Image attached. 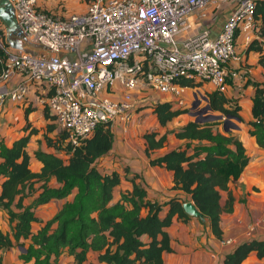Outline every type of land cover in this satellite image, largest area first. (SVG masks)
Masks as SVG:
<instances>
[{"label": "trees", "instance_id": "16d2710c", "mask_svg": "<svg viewBox=\"0 0 264 264\" xmlns=\"http://www.w3.org/2000/svg\"><path fill=\"white\" fill-rule=\"evenodd\" d=\"M253 1L254 20L263 19L264 0ZM257 34L261 39H250L245 49L257 52V64L264 69V24L258 26ZM3 59L0 51V69ZM229 81L226 76L225 82ZM179 83L196 86L201 81L182 77ZM246 85L253 88L247 132L264 148V82L245 76L242 86ZM206 105L222 116L240 118L237 97L228 98L218 88L206 93ZM146 106L160 125L188 110L166 100ZM42 113L44 148L32 152L39 163L37 170L31 168L26 150L35 128L29 127L9 144L0 137V210L6 213L9 228V233L0 230V249L22 247L17 257L23 264H50L62 251L74 264H87L90 251H95L96 260L104 264H161L162 253L170 250L165 228L173 218L189 217L181 207V197L159 202L147 197L144 188L130 179V188L121 190L112 201V191L121 176L115 170L100 172L95 164L111 146L113 133L108 122L100 121L87 138L73 145L66 140L65 130L56 127L46 106ZM198 118L170 129L181 143L155 156L149 152L165 145L166 133L157 136L156 130L144 131L143 151L149 164L170 170L173 187L190 198L205 217L209 231L220 237L219 214L230 210L232 197L228 191L220 204L219 191L227 190L228 182L239 176L248 156L224 120ZM50 179L58 185H49ZM72 190L71 199L59 205L49 218L41 221L35 216L40 204L64 198ZM28 196H32L30 201H26ZM32 222H38L35 231L31 230ZM250 252L264 256V239L239 242L224 255L221 264H239Z\"/></svg>", "mask_w": 264, "mask_h": 264}, {"label": "built area", "instance_id": "2783aa9c", "mask_svg": "<svg viewBox=\"0 0 264 264\" xmlns=\"http://www.w3.org/2000/svg\"><path fill=\"white\" fill-rule=\"evenodd\" d=\"M215 1L85 0L80 10H67L62 0L51 8L44 0H11L26 37L44 52L11 50L0 22V101L23 103L31 84L42 85L44 106L76 145L100 121L125 128L140 89L168 93L176 104L187 87L182 77L222 90L236 73L237 33L250 40L254 1L227 0L230 9L213 36L206 27L188 31V15L204 18Z\"/></svg>", "mask_w": 264, "mask_h": 264}, {"label": "crops", "instance_id": "0c3cea01", "mask_svg": "<svg viewBox=\"0 0 264 264\" xmlns=\"http://www.w3.org/2000/svg\"><path fill=\"white\" fill-rule=\"evenodd\" d=\"M44 1V6L48 7V0ZM75 2L74 0H67L66 5L65 3L63 4L68 9ZM230 4L231 2L227 0H216L214 4L208 6L207 15L201 19H198L194 13H190L188 15L190 22L188 31L191 32L197 28L206 27L211 36L215 35L230 9ZM82 7L83 5L77 6V8L75 6V9L72 10H80ZM260 24H264V17L263 19L258 17L254 20L253 25L255 27L250 31V39L260 38L257 34V28ZM247 43L248 41L245 42L243 40L242 33H237L235 51L238 55V60L231 63L236 73L230 77V81L221 90L228 98L237 97L240 118L226 117V124L228 125L227 129L240 140L248 156V160L239 176L228 182L227 190L219 191L220 204L225 202L228 191L232 197L230 210H222L219 214L221 236L216 237L209 231L206 219V223L203 224L198 218L190 215L186 219L173 218L171 223L165 228L170 237V250L162 253L161 264H221L224 255L230 252L239 242L250 238L264 239V148L258 146L254 138L247 132L248 121L251 119L250 103L253 88L250 85L242 86L245 76L264 82V69L257 64V52H246ZM262 51L264 52V41L262 43ZM213 89L215 87L205 81H201L196 86H187L182 92V104H176L168 93H150L147 98H141L140 92L135 93L136 102L139 103H136L135 111L130 121L125 128H122L119 124H114L111 127L113 133L111 146L104 155L95 161L96 167L100 172L115 170L121 176L120 182L112 191V201L119 197L121 190L130 188V179H133L144 188L147 197L159 202L172 196H179L182 201L190 200L183 191L173 187L170 170L148 162V157L143 151L141 137L144 131L156 130L157 136L166 133L165 145L150 151V156L161 154L177 146L181 143V140L175 138L171 132H166V125L169 123L167 122L165 125L158 124L150 107L146 105L155 101L166 100L173 106H182L186 101H190L192 96H194V92L203 94L206 99V93ZM47 94L48 92L43 89L42 85L31 84L28 87L26 99L23 103L11 101L7 97L2 98L0 101V137L3 138L6 144L26 132L29 127L36 129L29 135L26 145L30 165L34 170L38 169L39 163L33 157L32 152L37 147L44 148L42 133L44 132L45 119L42 108ZM141 100H143V104ZM25 109L27 111H24ZM217 119L223 120L224 117ZM172 120L173 118L170 122ZM49 185L56 186L58 183L50 179ZM73 192L72 190L64 198L52 199L40 204L34 210L35 216L41 221L49 218L59 205L71 199ZM31 198L32 196H28L26 201H30ZM163 210H165V207ZM37 227L38 222L31 223L32 231H35ZM0 230L9 233L4 210H0ZM221 238H230L231 241L223 243L220 241ZM27 241L28 239L23 240L24 246ZM20 248L22 247L12 245L8 248L0 249L2 264H23L17 257ZM90 259L91 263H88ZM50 264H74V262L65 251H62ZM87 264L104 263L96 260L95 251H90ZM239 264H264V256L257 257L254 252H250Z\"/></svg>", "mask_w": 264, "mask_h": 264}, {"label": "water", "instance_id": "95a60500", "mask_svg": "<svg viewBox=\"0 0 264 264\" xmlns=\"http://www.w3.org/2000/svg\"><path fill=\"white\" fill-rule=\"evenodd\" d=\"M0 22L3 30V42L16 52H27L32 55H41L44 52V47L38 43L29 40L18 19L15 15V9L11 0H0ZM206 108L208 109L207 105ZM227 123L226 117L221 114H208L206 119L222 118ZM183 211L193 217L198 218L203 224H205V218L203 214L196 208L191 200H184L181 202Z\"/></svg>", "mask_w": 264, "mask_h": 264}, {"label": "rangeland", "instance_id": "374dc122", "mask_svg": "<svg viewBox=\"0 0 264 264\" xmlns=\"http://www.w3.org/2000/svg\"><path fill=\"white\" fill-rule=\"evenodd\" d=\"M74 1H76L75 2L76 5L72 4V6H69L70 8L68 7L67 10L75 9V6L77 8V6H81V5H83L85 3V0H74ZM62 2L65 3V5H66L67 0H62ZM47 6L49 8L55 7L54 3H53V0H48ZM67 6H68V3H67ZM63 10L64 11L66 10L65 7H63ZM139 91L141 92L140 93L141 97H143L144 94L149 95L150 93H154V94H156V93L159 94L160 93V92H158L156 90H152V89H140ZM141 101H143V100H141ZM137 103H139V102H137ZM182 106H185L188 110L185 113H182V114L176 116L175 118H173V120L171 122L169 121L168 122L169 124L166 125V127H167L166 132L170 133V129L176 128L180 123H182V122H184V121H186L188 119H199L198 117H200V119L203 120V119L207 118L208 114L218 113L217 111H209L206 108V99H205L204 95L201 94V93L198 94L197 92L196 93L194 92V96H192L190 101L189 102L186 101V103L183 104ZM214 119H216V118H214ZM88 263H91V259H90V261Z\"/></svg>", "mask_w": 264, "mask_h": 264}]
</instances>
